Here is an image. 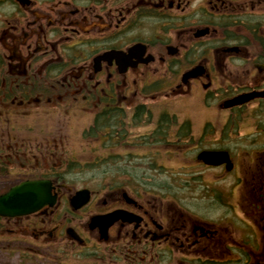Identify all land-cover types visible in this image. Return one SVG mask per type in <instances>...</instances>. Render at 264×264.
<instances>
[{
    "label": "flooded vegetation",
    "instance_id": "af4514ba",
    "mask_svg": "<svg viewBox=\"0 0 264 264\" xmlns=\"http://www.w3.org/2000/svg\"><path fill=\"white\" fill-rule=\"evenodd\" d=\"M26 182L0 264H264V0H0V197Z\"/></svg>",
    "mask_w": 264,
    "mask_h": 264
},
{
    "label": "water",
    "instance_id": "95a60500",
    "mask_svg": "<svg viewBox=\"0 0 264 264\" xmlns=\"http://www.w3.org/2000/svg\"><path fill=\"white\" fill-rule=\"evenodd\" d=\"M190 77H193L190 74ZM42 187V182H26L13 187L7 194L0 197V215L16 216L25 215L39 209L46 202H43V195L38 194V190ZM90 193H78L74 198V203L77 207H82L88 203ZM116 215L106 216L102 223L111 225L115 221ZM97 222V221H95Z\"/></svg>",
    "mask_w": 264,
    "mask_h": 264
},
{
    "label": "rangeland",
    "instance_id": "374dc122",
    "mask_svg": "<svg viewBox=\"0 0 264 264\" xmlns=\"http://www.w3.org/2000/svg\"><path fill=\"white\" fill-rule=\"evenodd\" d=\"M72 119L73 118L61 117L60 123L58 124L59 126L63 128V132L58 135V138L63 139L65 141V148L60 149V151L62 152H65L67 150V143H68L67 136L70 134L72 135L74 134L73 130L68 131L66 127L67 125H70V122L72 121ZM84 124L85 122H83V126L80 127L81 132L85 127ZM76 130L80 131L79 129H76ZM76 135H79V132H76ZM74 140H75V144L70 146L69 148V150L73 153L74 156L78 157L81 154L88 153V148L84 147L83 140L79 136H77ZM91 149L93 152L95 151L93 146L91 147ZM74 166L77 167V165H74ZM99 166H94V165L81 166L78 169H80V171L82 172L87 171L90 173L89 175H91L93 179L100 180L102 176V171L105 170L107 167L104 166V169H102ZM78 169L75 171H78Z\"/></svg>",
    "mask_w": 264,
    "mask_h": 264
},
{
    "label": "trees",
    "instance_id": "16d2710c",
    "mask_svg": "<svg viewBox=\"0 0 264 264\" xmlns=\"http://www.w3.org/2000/svg\"><path fill=\"white\" fill-rule=\"evenodd\" d=\"M89 133H86V135H88ZM101 167V166H100Z\"/></svg>",
    "mask_w": 264,
    "mask_h": 264
}]
</instances>
